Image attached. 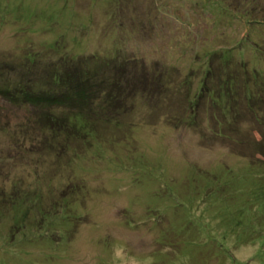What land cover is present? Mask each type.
Masks as SVG:
<instances>
[{
	"label": "rangeland",
	"instance_id": "rangeland-1",
	"mask_svg": "<svg viewBox=\"0 0 264 264\" xmlns=\"http://www.w3.org/2000/svg\"><path fill=\"white\" fill-rule=\"evenodd\" d=\"M223 50L261 72L250 92L263 98L264 0H0V62L109 59L96 65L126 71L130 90L85 110L67 152L31 136L40 107L0 97V264H264L263 127L207 99L180 121ZM214 116L224 129L238 117L251 141L215 137Z\"/></svg>",
	"mask_w": 264,
	"mask_h": 264
},
{
	"label": "trees",
	"instance_id": "trees-1",
	"mask_svg": "<svg viewBox=\"0 0 264 264\" xmlns=\"http://www.w3.org/2000/svg\"><path fill=\"white\" fill-rule=\"evenodd\" d=\"M253 23L261 24L262 22L255 20ZM256 50L258 52L262 51L260 48ZM229 53L227 50L225 52L223 50L222 54L214 53V56L217 59L221 57L222 61L217 63V69L215 62L210 63L212 72H209L204 79L200 90L201 94L198 96L197 102L194 103L195 106H190V103L187 109L184 108V113L190 114L191 112L193 117H184L180 121L189 123L188 125L190 126L194 124L196 107H201V103L207 99L210 101L212 108L222 110L221 114L226 113L225 108L230 112L229 116L235 114L237 110L240 112L241 108L251 111L255 122L262 126L264 130V117H261L264 116V97L260 98L261 95H259L254 99L250 92L252 88L250 85L253 84V81L256 82V79L260 80L261 72L250 67L253 70L251 71L245 60H237L240 55H244L243 53L234 55L231 53L232 56ZM91 58L93 57L80 58L78 60L65 58L62 62L64 70H57V67L52 64L45 71L27 68L25 64L14 63L13 61L0 62V97L13 104L40 107V113L36 115L34 112L28 122L30 130H32L31 136L38 129L46 130L50 134L51 142H49V146L51 149L56 148V144L65 147L73 139L71 137L83 134L82 127L78 128V131L76 130L75 121L85 116L83 114L85 110H92L93 104L97 99H99V103L96 106L101 112L110 110L111 106L122 107L128 102L127 95L130 90L122 82L123 76L127 72L118 71L116 66H111L109 69L110 73H107L108 70L103 72L96 65V62L101 64L104 62L108 63L111 60H99L96 58L94 62ZM90 63H94L97 68L90 69ZM104 77L107 78L105 79ZM213 84H215V87L211 89ZM222 84H224L225 88L221 87ZM165 86L167 89V84ZM167 97L169 96L164 95L163 99L165 100ZM62 109H79L80 112L66 113ZM93 110L91 111L92 113H94ZM88 113V117H91V113ZM107 118H109V115H107ZM222 119H224L223 116ZM213 121L215 126L213 135L221 140L229 141L233 146L238 145V139L242 140L245 138L248 141L252 139L245 131L242 132L236 128L234 131L231 130L233 125L239 123V119L236 116L232 118V121L228 122L230 123L228 125L229 129H224L222 120L215 116ZM95 124L98 125V122ZM26 129L29 131V128L26 127ZM27 130L26 133L28 134ZM233 135L235 138H233ZM64 139L65 142L63 143ZM251 147H253L252 150L256 151L259 157L263 156L264 158V136L261 142H255ZM66 148L64 152H67ZM256 153L249 155L245 153L240 154V156L242 159L249 160V157L254 159ZM247 166L246 171L248 173L255 171L256 165L252 160L247 162Z\"/></svg>",
	"mask_w": 264,
	"mask_h": 264
}]
</instances>
